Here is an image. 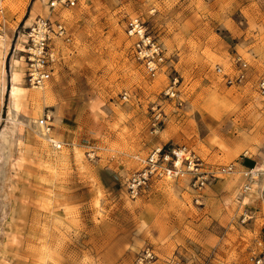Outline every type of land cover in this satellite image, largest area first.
<instances>
[{
	"label": "rangeland",
	"instance_id": "374dc122",
	"mask_svg": "<svg viewBox=\"0 0 264 264\" xmlns=\"http://www.w3.org/2000/svg\"><path fill=\"white\" fill-rule=\"evenodd\" d=\"M52 1L32 23L58 19L72 42L58 44L37 119L48 114L63 145L37 137L25 78L26 115L10 116L8 95L0 96V264H37L44 248L47 264H137L147 249L182 264H250L264 250V199L256 188L240 196L237 175L199 195L179 180L131 197L122 180L138 156L164 144H184L211 164L243 158L264 167V96L256 88L264 0ZM38 2L0 0V37L10 35L5 83ZM133 17L163 47L154 77L131 55ZM241 61L244 81L227 84Z\"/></svg>",
	"mask_w": 264,
	"mask_h": 264
},
{
	"label": "built area",
	"instance_id": "2783aa9c",
	"mask_svg": "<svg viewBox=\"0 0 264 264\" xmlns=\"http://www.w3.org/2000/svg\"><path fill=\"white\" fill-rule=\"evenodd\" d=\"M74 6L76 0H53L55 5ZM126 34L132 40L131 55L140 63L151 77H154L164 63V52L161 43L149 34L144 23L138 18H130L126 24ZM26 42L24 50L25 82L35 87L43 86L52 76L54 66L58 62V44L69 45L72 35L67 27L58 19L37 17L25 31ZM235 76H226L229 85L244 81L247 64L240 62ZM216 70L221 72V68ZM257 91L264 96V75L256 83ZM126 99V95L122 96ZM40 125L51 135L52 124L50 116L44 114ZM52 139H54L51 136ZM55 140V139H54ZM55 149H60L62 143L50 142ZM138 167L123 177L122 185L131 197L141 196L161 182H176L186 180L192 193L199 195L216 181L226 175H237L240 180L239 194L245 196L253 188L259 190L264 199V167L243 158L227 164H211L184 144H164L150 149L145 155L138 156ZM250 264H264V250L253 256ZM137 264H182L175 257L158 258L149 249L139 254Z\"/></svg>",
	"mask_w": 264,
	"mask_h": 264
},
{
	"label": "bare ground",
	"instance_id": "6f19581e",
	"mask_svg": "<svg viewBox=\"0 0 264 264\" xmlns=\"http://www.w3.org/2000/svg\"><path fill=\"white\" fill-rule=\"evenodd\" d=\"M47 0H41L38 4H34L29 12V16L26 20V27L32 24L33 19L38 14H44L48 12V6H46ZM7 35L0 37V96L8 95L7 98V109L8 114L13 117L17 116L19 113L26 115L28 100L27 95L29 93L27 87L24 84V75H25V60L23 55H19V52L24 50V43L26 42V35L23 32H20L17 40L15 42V47L13 54L10 59L9 74H8V83H5V68H4V56L6 53V41ZM32 86V85H31ZM34 87L30 93L32 101L33 113L29 117L31 119V124L38 135L37 137L44 141V144L48 142H54L55 140L51 138L46 132L44 126L39 123L41 120L37 116H40L43 113L42 99H43V87ZM29 98V97H28ZM30 106V105H29ZM9 120V119H8ZM27 138V136H26ZM21 143V142H20ZM21 144H18L20 146ZM23 145V144H22ZM50 146V145H49ZM50 154L55 156L59 153L54 150H49ZM79 156V154L77 155ZM45 234V233H44ZM45 236V235H44ZM49 257V250L44 248V251L39 255L37 264H47V259Z\"/></svg>",
	"mask_w": 264,
	"mask_h": 264
},
{
	"label": "crops",
	"instance_id": "0c3cea01",
	"mask_svg": "<svg viewBox=\"0 0 264 264\" xmlns=\"http://www.w3.org/2000/svg\"><path fill=\"white\" fill-rule=\"evenodd\" d=\"M41 0H39V2H40ZM38 2V3H39ZM37 3V4H38ZM7 35V38H6V41H7V44H6V51L8 50V44H9V42H10V35L9 34H6Z\"/></svg>",
	"mask_w": 264,
	"mask_h": 264
}]
</instances>
